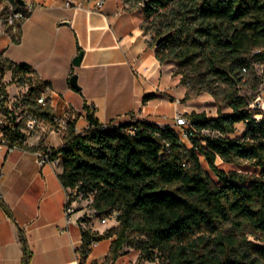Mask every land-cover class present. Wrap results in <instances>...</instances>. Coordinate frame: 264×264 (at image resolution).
Masks as SVG:
<instances>
[{"label": "trees", "instance_id": "trees-1", "mask_svg": "<svg viewBox=\"0 0 264 264\" xmlns=\"http://www.w3.org/2000/svg\"><path fill=\"white\" fill-rule=\"evenodd\" d=\"M124 1L144 6L145 33L161 63L178 64L186 99L210 94L220 104L217 116L187 115L191 129L183 141L180 131L169 126L101 124L85 105L89 128L78 133L70 122L62 148L48 152L43 142L39 147L21 142L19 147L48 153L51 160L61 156L60 181L73 198L90 199V209L102 216L121 212L118 228L104 234L83 229L85 249L93 240L112 239L104 264H115L125 246L140 251L142 262H153L158 253L160 264H264V112L251 110L240 88L248 84L257 89L263 82L256 66L264 65V0ZM13 29L8 26L12 42L19 44L21 26ZM9 71L13 82L20 74H34L27 106L40 120L53 123L51 106L38 103L47 84L30 65L1 56L0 75ZM156 97L148 94L143 101ZM223 106L231 112L224 113ZM239 124L245 126L242 136H236ZM131 128L137 129L135 135L127 132ZM15 138L26 140L21 133ZM218 159L231 165L246 162L260 174L226 172ZM0 206L15 221L1 198ZM20 240L21 264H31L32 251L21 230ZM89 255L84 251L82 261Z\"/></svg>", "mask_w": 264, "mask_h": 264}, {"label": "crops", "instance_id": "crops-1", "mask_svg": "<svg viewBox=\"0 0 264 264\" xmlns=\"http://www.w3.org/2000/svg\"><path fill=\"white\" fill-rule=\"evenodd\" d=\"M26 1L38 7L21 25L15 57L5 50L10 42L15 43L0 19V41L6 38L0 56L16 65H30L51 89L47 98L53 123L41 120L28 138V146L39 147L43 142L48 152L62 148L70 122L75 123L78 133L85 132L89 128L85 105L94 107V116L101 124L118 126L136 121L171 124L178 114L198 112L194 101L186 99L187 87L181 75H176L178 64L158 59L157 48L145 33L143 9L124 0H106L100 11L84 0H72L81 4L79 8H67L70 0ZM81 52V65L75 67L73 61ZM75 74L80 92L70 86ZM11 80L9 71L4 83L14 97L18 90ZM148 94L157 97L144 103ZM63 171L61 156L47 164L40 163L39 152L24 149L0 157V198L15 219L0 206V264L22 263L20 230L32 251L31 264L106 262L112 239L100 242L84 261L78 255L84 244L83 229L79 223L67 222L68 189L60 181Z\"/></svg>", "mask_w": 264, "mask_h": 264}, {"label": "built area", "instance_id": "built-area-1", "mask_svg": "<svg viewBox=\"0 0 264 264\" xmlns=\"http://www.w3.org/2000/svg\"><path fill=\"white\" fill-rule=\"evenodd\" d=\"M26 1V0H25ZM86 3L90 4L92 8L96 11H100L104 8L106 0H84ZM67 8H79L81 4H75L72 0L68 1L66 4ZM38 7L35 2L26 1V6H20L16 0L14 3L9 2V9L5 19V23L8 26L13 27L14 32L18 30V27L26 22L32 12ZM259 53L256 51L255 54ZM1 57V56H0ZM244 73L247 70H243ZM6 75V74H5ZM0 75V157H3L6 154H9L15 150L21 149L19 145L21 142L27 144L28 138L36 131L41 120L28 108L27 102L31 97L30 88L35 86L34 74L26 73L20 74L12 84H15L18 90L16 96L12 97L6 88L4 83V77ZM22 80V81H21ZM51 92L49 86H46L43 90L41 96L38 98V103L45 106L49 105V100L47 95ZM88 106V105H87ZM90 109L94 110V107L88 106ZM159 127L165 128L167 126L179 129L180 136L183 141L189 139V131L191 129V121L187 116L178 114L171 124H158ZM67 128V127H65ZM105 130H108V127H105ZM127 132L131 135H135L137 132L136 128L128 129ZM17 133L25 135L26 140L15 138ZM55 160L50 159V155L40 154V163H54ZM80 210L77 208V201L73 200L71 191H68L66 197L65 205V215L68 224L70 223H79L82 229L90 230L92 233H99V227H104L109 223H118V218L121 215L120 211H113L108 215H100L97 211L92 210L89 213L83 212L82 215L75 220L74 216L79 214ZM100 245V241L93 240L90 246L85 249L84 244L78 250V255L82 259V253L84 251H90V253L97 249ZM160 254H154V261L148 262L147 264H160ZM99 264V263H98ZM136 264V263H133Z\"/></svg>", "mask_w": 264, "mask_h": 264}, {"label": "rangeland", "instance_id": "rangeland-1", "mask_svg": "<svg viewBox=\"0 0 264 264\" xmlns=\"http://www.w3.org/2000/svg\"><path fill=\"white\" fill-rule=\"evenodd\" d=\"M137 8L143 9V5H138L136 6ZM9 9V0H4L0 3V19L5 23V19L7 16V12ZM6 24V23H5ZM146 26V25H145ZM6 38H3L0 41V47H2L5 43ZM8 51V54L15 57L18 54V48L16 44H8L6 49ZM178 70V69H177ZM256 74L258 77L262 79V83L257 87V89H252L251 85L244 84L242 85L241 88V94L246 96L251 104H250V109L253 111H263L264 112V65H257L256 66ZM76 75V74H75ZM248 78V77H247ZM246 78V79H247ZM188 90V88H187ZM187 100H193L194 101V106L195 109L198 112H205L208 116H216L218 109L220 108V104L215 101V99L208 93H202L199 96H193L190 99ZM223 112H230L229 109L225 106L222 108ZM258 119H261V117H258ZM245 126L243 124H240L237 128V133L236 136H242L244 133ZM187 146H191L190 143H187ZM217 165L220 169L229 172V171H237L239 173H243L246 175H259L260 171L253 168L246 162H242L237 165H231V164H226L222 162L220 159L217 161ZM206 172L212 177V179L217 182V178L215 175L205 166ZM73 200L77 201V208L80 211L87 212L89 213L92 211L90 209V204L91 200L87 199L83 196H78L74 197ZM119 224L116 223H109L108 225L104 227H99V232L104 234L107 231L113 229V228H118ZM250 241H255L253 237H250L249 235L247 236ZM141 252L138 251L136 248H130L125 246L124 249L121 251V257L119 259V264H147L148 262H142L140 259ZM161 263V262H160Z\"/></svg>", "mask_w": 264, "mask_h": 264}, {"label": "water", "instance_id": "water-1", "mask_svg": "<svg viewBox=\"0 0 264 264\" xmlns=\"http://www.w3.org/2000/svg\"><path fill=\"white\" fill-rule=\"evenodd\" d=\"M16 2L22 6V7H25L26 6V1L25 0H16ZM166 39V36L160 38L157 42V47L161 45V43ZM82 59H83V53L81 52L73 61V65L75 67H79L81 65V62H82ZM70 86L80 92L81 91V87L79 86L78 84V76L77 75H73L70 79Z\"/></svg>", "mask_w": 264, "mask_h": 264}]
</instances>
